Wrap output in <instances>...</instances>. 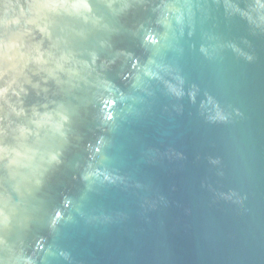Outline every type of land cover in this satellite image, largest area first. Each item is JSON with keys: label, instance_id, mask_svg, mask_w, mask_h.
<instances>
[{"label": "water", "instance_id": "water-1", "mask_svg": "<svg viewBox=\"0 0 264 264\" xmlns=\"http://www.w3.org/2000/svg\"><path fill=\"white\" fill-rule=\"evenodd\" d=\"M0 264H264V0H0Z\"/></svg>", "mask_w": 264, "mask_h": 264}]
</instances>
